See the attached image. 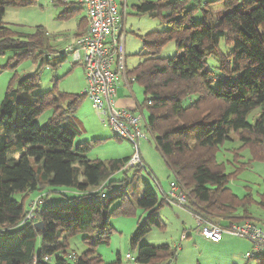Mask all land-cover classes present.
Returning a JSON list of instances; mask_svg holds the SVG:
<instances>
[{"label":"trees","instance_id":"trees-1","mask_svg":"<svg viewBox=\"0 0 264 264\" xmlns=\"http://www.w3.org/2000/svg\"><path fill=\"white\" fill-rule=\"evenodd\" d=\"M36 1L0 0V57L13 51L18 62L27 58L44 62V51L53 48L42 26L26 33L4 22L8 6ZM189 1L142 0L136 6L143 15L168 10L167 29L143 36L145 57L127 74L144 90L145 102L140 105L149 109L148 124L157 148L188 189L185 207L226 226L222 219L229 225L251 218L254 205L264 207V191L256 199L249 193L239 197L228 188L231 175L216 159L220 146L235 134L243 143L238 149L249 147L254 159L264 160V0H219L225 10L218 14L209 3L200 4L202 22L195 20L194 8L186 7ZM79 6L64 16L84 9L81 2ZM87 28L84 16L73 37ZM223 38L232 46L228 54L218 47ZM171 40L176 41L178 53L160 57L159 51ZM210 56L219 58V76L207 68ZM39 83L38 72L20 78L16 88H8L0 109V264H104L95 247L109 242L114 232L111 216L129 215L135 206L148 212L130 238L131 247L137 248L152 227L165 228L159 209L169 201L158 197L150 181L139 185L135 179L141 166L125 169L131 156L107 162L91 159L92 143H76L79 130L72 116L84 93L49 90L32 95ZM258 107L255 123L248 122ZM47 109H52V117L41 124L40 116ZM239 156L237 152L235 160ZM132 169L136 178L129 187L127 173ZM118 171L125 177L108 194L110 178ZM47 186L72 187L77 196L53 204L40 196L35 216L26 219L31 209L26 210L15 194L27 196ZM117 200L122 203L109 211ZM38 222H43V229L36 228ZM77 233H87L84 241L92 247L81 255L67 250L68 238ZM177 255V246L142 244L137 262L173 264ZM252 257L264 264V254Z\"/></svg>","mask_w":264,"mask_h":264},{"label":"rangeland","instance_id":"rangeland-1","mask_svg":"<svg viewBox=\"0 0 264 264\" xmlns=\"http://www.w3.org/2000/svg\"><path fill=\"white\" fill-rule=\"evenodd\" d=\"M64 1L70 3L66 4ZM118 1L120 2V0ZM141 1L126 0V9L124 10L122 7L120 10L119 32L122 31L124 36L125 66L128 71L135 69L145 57L141 55V53L146 52L142 40L143 36L152 31L167 29L164 17L168 10H164L160 14L156 12L144 13L143 15L136 9ZM80 2L81 0H37L32 5L8 6L6 8L4 22L14 29L26 33H32L38 26H42L48 32L53 48L44 51V62L33 61L32 58L18 62L13 51H7L0 57V109L8 88L10 86L16 88L20 78L36 72L39 73L40 83L30 92L32 95L42 94L49 90L83 95L87 85L84 63H75L71 56H67L65 60L61 61L65 45L74 38L73 35L78 31L79 23L86 11L79 9L69 17L64 15H67L66 12L73 7L79 8ZM205 3H209L213 8L212 12L216 14L218 11L225 10L223 2L219 0H190L186 7L195 9L194 18L198 22L205 20L203 10L200 7V4L204 6ZM218 47L225 54L232 50V46L227 45L224 38L221 39ZM177 50L176 41L171 40L159 51L158 55L162 58L173 57L178 53ZM206 63L207 68L214 75L219 76L221 74L217 56H210ZM121 81L122 83L117 88L116 99L131 96L138 100L137 103L144 104L145 95L141 84L133 81L131 90L133 94H131L124 85V78ZM214 85H218L217 80ZM143 110L144 114L148 116L149 109L147 106ZM260 111L261 107L252 110L248 116V122L255 123ZM52 114V109L45 110L40 116V123H46ZM72 119L76 122L79 130L76 143H92V149L88 154L89 158L107 162L112 159L130 157L135 152L133 143L115 137L112 127L109 123L102 121L88 96L82 97L80 107ZM231 137V140H226L216 153L217 162L224 163L226 172L231 175L228 180V188L239 197H244L249 193L254 195L256 199H260L258 193L264 191V160L254 159L249 147L238 149L243 146V143L235 134H232ZM154 139L155 134L153 133V135H149V139L140 142L139 153H141L145 167L139 172L138 178L134 177V169L130 170L127 176L130 181L129 187L135 178V180H139L140 186L143 180H148L153 184L158 197L164 199V192L169 189L171 182L177 177L160 153ZM94 141L99 142L95 143ZM237 152L241 156L235 160ZM243 162H247L248 165L245 167ZM236 170L239 171L236 172ZM124 177L123 171L114 173L110 178L112 181L111 188L106 189L107 193L111 194L112 190L120 185L118 182ZM40 196L45 198L46 204H53L75 198L77 191L67 186H47L44 190L30 192L27 196L22 193L15 194V198L24 202L26 210H30ZM120 203H122L121 200L115 201L109 211H112ZM253 212H255V216L264 215V208L256 205ZM147 213L141 207L135 206L133 213L129 215L111 216L110 224L113 226L114 232L109 242L95 247V253L102 257L104 264H139L137 262L139 245L160 246L165 243L178 247V256L173 264H258L257 258L248 259L246 255L248 251L253 250L251 240L226 233L224 234V240L228 239L226 244H224V240L220 243L210 242L200 233L193 212L185 206L170 201L164 202L159 209V216L163 220L165 228L152 227V230L139 241L137 248H132L130 244L131 235L136 230L138 223L146 218ZM222 221L228 225L229 221L226 222L225 219ZM87 236V233H77L70 236L67 241V250L70 253L75 252L81 255L91 249L92 247L84 241ZM128 254H131L133 259H128Z\"/></svg>","mask_w":264,"mask_h":264},{"label":"built area","instance_id":"built-area-1","mask_svg":"<svg viewBox=\"0 0 264 264\" xmlns=\"http://www.w3.org/2000/svg\"><path fill=\"white\" fill-rule=\"evenodd\" d=\"M67 2V1H66ZM126 0H81L86 11L88 28L65 45L62 56H71L75 63L82 62L86 68L87 85L83 93L88 96L102 121L112 127L115 136L133 143L135 152L127 162L125 169L144 166L140 152V142L149 139L153 132L149 128L147 116L140 104L136 108L117 105V88L122 83L131 94L134 78H129L125 66V42L122 31L119 32L120 10L127 7ZM151 132V133H150ZM106 194L102 193L101 197ZM164 198L171 203L186 206L189 192L178 178L173 180L164 192ZM38 200V199H37ZM36 203L32 206L26 219L35 216ZM42 201L41 203H43ZM200 233L212 242H220L224 234H234L248 238L253 242V250L247 257L264 254V225L251 220L231 222L221 226L200 212H193ZM178 256V255H177ZM128 259H133L131 254ZM172 264V263H171Z\"/></svg>","mask_w":264,"mask_h":264},{"label":"crops","instance_id":"crops-1","mask_svg":"<svg viewBox=\"0 0 264 264\" xmlns=\"http://www.w3.org/2000/svg\"><path fill=\"white\" fill-rule=\"evenodd\" d=\"M85 16H86V14H85ZM128 98H123V99H119V100H117V105L118 106H121V107H128V108H131V109H133V108H136V106H137V104H139V103H137L138 102V100L135 98V97H131V96H127ZM256 205H254L253 206V208L255 207ZM262 207V206H261ZM253 208L251 209V212H252V215H250L251 216V218H249L252 222L253 221H255V222H257V223H261V224H264V215L263 214H258V215H254V213L255 212H253ZM264 208V207H263ZM246 220H248V219H246ZM231 235V234H230ZM204 239V238H203ZM223 240H224V238H223ZM222 240V241H223ZM205 241H208V240H205ZM221 241V242H222ZM210 242H212V241H210ZM228 242V239L226 240H224V244H226ZM214 243V242H213ZM172 246H174V245H172Z\"/></svg>","mask_w":264,"mask_h":264},{"label":"water","instance_id":"water-1","mask_svg":"<svg viewBox=\"0 0 264 264\" xmlns=\"http://www.w3.org/2000/svg\"><path fill=\"white\" fill-rule=\"evenodd\" d=\"M36 228H37V229H43V228H44L43 222H38V223L36 224Z\"/></svg>","mask_w":264,"mask_h":264}]
</instances>
